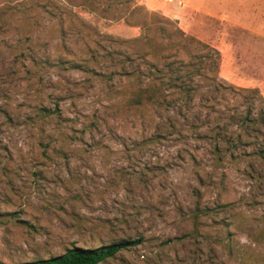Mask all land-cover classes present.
<instances>
[{
    "label": "rangeland",
    "instance_id": "374dc122",
    "mask_svg": "<svg viewBox=\"0 0 264 264\" xmlns=\"http://www.w3.org/2000/svg\"><path fill=\"white\" fill-rule=\"evenodd\" d=\"M26 1L0 0V262L35 261L72 246L141 238L140 245L99 264H241L242 259L264 264V165L249 166L234 157L216 160L210 140H195L183 131L182 139L142 143L154 126L143 121L154 115L149 109L117 107L123 90L116 81L105 88L97 77L42 65L28 73L29 64L23 58L21 65L14 64L10 55L16 41L30 38L33 46L26 41L25 46L40 61L56 55L82 60L94 48L84 33L108 48L106 38L132 40L144 32L140 25L152 28L159 21L215 49L218 82L241 88L244 72L235 77L229 70L237 27L227 12L218 11H227L220 6L230 0H217V5L213 0H132L140 11L116 21L68 7L74 14L68 29V21L61 25L35 5L20 8L25 15L33 13L25 22L3 11ZM52 1L60 8L68 2ZM73 25H83V34L75 33ZM61 46L66 51L57 49ZM25 49L23 56L29 54ZM244 97L222 91L215 95L213 110H245ZM41 106L56 108L60 117L36 119ZM252 108L258 109L256 101ZM199 113L200 124L208 123L200 125L199 135H211L209 130L223 122L213 120L219 113Z\"/></svg>",
    "mask_w": 264,
    "mask_h": 264
},
{
    "label": "trees",
    "instance_id": "16d2710c",
    "mask_svg": "<svg viewBox=\"0 0 264 264\" xmlns=\"http://www.w3.org/2000/svg\"><path fill=\"white\" fill-rule=\"evenodd\" d=\"M131 3L132 0H68L60 8V5L52 0H28L11 6L7 5L3 11L8 12L12 19L25 22L30 20L33 13L25 15V12L19 11L20 8L26 4L35 5L33 7L38 8L47 18L62 20H59L61 25L64 20L68 21V29L74 17L70 10H66L68 7H80L104 20L116 21L122 19L125 13L132 14L140 11ZM44 4L54 12L47 10ZM56 14H59L58 17ZM158 22L156 21L152 28L147 24L140 25L144 32L132 40L116 41L106 38L104 41L109 43L108 48L101 46V40L93 37L92 33L83 34V25L77 28L73 25L75 33L83 34V38L93 39L94 48H89L85 52L88 53L87 58L82 60H68L64 55H56L40 61L35 57L36 53L25 46V41L27 46H33L30 38L16 41L15 47H10V55L14 57V64L21 65L20 58H23L29 64L26 70L28 73L42 65L97 77L102 84L107 83L108 86L105 85V88L112 85L115 87L114 81H116L123 90L119 92V97H122L123 101L116 104L117 107L127 111L149 109L154 115H148V119L143 121L154 123V126L150 137L142 143L171 136L182 139L183 132H188L195 140L206 138L210 140V153L216 160L222 157H234L246 162L249 166L254 162L264 165V98L255 89L222 86L217 79L218 52L193 37L185 35L178 28L167 30L159 26ZM163 23L166 21L164 20ZM138 45L143 47L140 52L134 50ZM114 46L121 47L122 51L115 50ZM24 49L29 53L26 56H23ZM57 49L66 51L63 46ZM74 56L71 55V57ZM99 64H104V68H99ZM226 90L235 95L244 94V99H248L249 107L239 110L236 107L223 106L227 113L214 111L215 95ZM209 101L214 104H208ZM254 101L258 105L257 110L252 108ZM200 109L206 111V117L210 113H219V117L213 120H223L221 124L214 125L209 130L211 133L209 136L199 135L200 127L208 124H200ZM56 111V108L49 109L41 106L35 109L34 117L40 120L58 119L60 115ZM155 116L160 120L158 123L152 120ZM178 122L184 124L180 126ZM30 125H34L31 120ZM231 128H234L235 132ZM241 147L243 152H237ZM244 148H250V151L246 153ZM47 149V147L43 149L44 156ZM141 243V238H126L94 248L72 246L58 256L16 264H99L114 257L119 251L136 247ZM0 264L5 263L0 262ZM241 264H245L243 259Z\"/></svg>",
    "mask_w": 264,
    "mask_h": 264
},
{
    "label": "crops",
    "instance_id": "0c3cea01",
    "mask_svg": "<svg viewBox=\"0 0 264 264\" xmlns=\"http://www.w3.org/2000/svg\"><path fill=\"white\" fill-rule=\"evenodd\" d=\"M213 1L217 5L220 0ZM220 8H227L218 11L227 12L229 22L237 27L235 44L230 48V75L239 77L243 71L244 80L240 83L244 85L240 87L257 89L264 98V0H230ZM235 86H239L238 82Z\"/></svg>",
    "mask_w": 264,
    "mask_h": 264
}]
</instances>
